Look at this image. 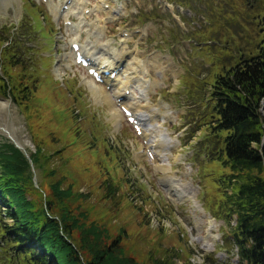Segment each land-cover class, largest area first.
<instances>
[{"label": "rangeland", "instance_id": "374dc122", "mask_svg": "<svg viewBox=\"0 0 264 264\" xmlns=\"http://www.w3.org/2000/svg\"><path fill=\"white\" fill-rule=\"evenodd\" d=\"M48 1L60 8L64 0ZM47 2L0 0V41L10 44L9 61L0 48V78L9 81L15 96L0 93V101L8 103L0 108V127L26 145L28 155L37 146L43 151L40 167L30 166L33 186L41 188L43 199L52 181H60L64 189L71 186L81 196L68 209L82 214L78 218L85 224L106 229V243L116 241L137 264H192L203 237L195 221L207 224L208 216L216 224L211 234L217 240L208 239L213 251L204 264H236L235 248L224 242L235 217L228 227L219 213L228 171L214 160L222 146L209 129L210 84L240 57L257 53L264 35V0H131L125 19L108 23L101 40L92 29L82 30L75 40L63 22L76 23V15L56 18ZM87 3L86 9L98 6L95 0ZM102 17L94 12L87 19ZM72 40L82 45L89 41L94 48L106 44L108 51L137 48L136 61L149 65L146 78L156 80L151 104L173 113L164 125L177 144L170 154L172 171L179 175L187 169L185 179L193 185L204 218L190 203L169 196L150 159L136 158L143 140L127 123L121 103L116 106L122 115L117 124L110 106L93 98L83 81L89 78L86 69L67 58ZM155 60L159 70L151 67ZM1 128L0 145L12 143ZM48 169L55 175L48 176ZM10 252L0 240V264H8Z\"/></svg>", "mask_w": 264, "mask_h": 264}, {"label": "trees", "instance_id": "16d2710c", "mask_svg": "<svg viewBox=\"0 0 264 264\" xmlns=\"http://www.w3.org/2000/svg\"><path fill=\"white\" fill-rule=\"evenodd\" d=\"M0 42L1 56L9 61L10 44ZM238 60L210 84L209 129L222 146L214 160L228 171L219 213L228 226L235 217L225 246L238 248V264H264V35L256 54ZM11 90L9 81L0 78V93L14 100ZM42 155L39 146L30 154L37 168ZM47 175L54 176V170L48 169ZM48 188L43 199L22 152L12 143L0 145V240L11 251L5 256L8 264H137L123 255L116 241L106 243V229L85 224L78 218L82 214L68 209L80 193L75 195L71 186L64 189L60 181Z\"/></svg>", "mask_w": 264, "mask_h": 264}, {"label": "bare ground", "instance_id": "6f19581e", "mask_svg": "<svg viewBox=\"0 0 264 264\" xmlns=\"http://www.w3.org/2000/svg\"><path fill=\"white\" fill-rule=\"evenodd\" d=\"M86 2L87 0H71L68 3L67 11H61L60 8L51 6V2H48L47 6H49L50 12L56 18L62 16V13L75 10L78 22L72 23V25L67 27L69 31L74 32L73 36H75V40L82 30L87 32L89 29H92L91 34L94 35L97 40H101L106 31V24L112 22L114 19L106 17L104 19L96 18L95 21H88L86 16H88L87 14H89V12H93V10H89V12L86 13L87 10L84 8ZM126 36L129 37L130 35L127 34ZM74 43L76 42L72 40L71 45ZM78 46L79 53L89 60L90 67L95 68L100 75L102 85L92 78L85 77L83 79V81L87 83L93 98L95 100H100L101 103L105 102L110 106L112 120L117 124H120L122 121V115L119 110L116 109L117 103H121L123 108L129 109L132 112V116L135 117L140 127V138L144 142V147L140 148L142 151L135 153L136 158H144L146 161L151 158L150 160L154 164L155 171H160L162 173L160 181L166 188V192L169 196H171V198L175 197L178 202H188L195 211L201 212L195 200L196 193L193 185L185 179L188 175L187 169H184L179 175H175L172 171V166L169 162L170 154L175 152L177 144L172 140L168 133V129L164 128V125L172 118L171 115L173 113L169 111L161 112L159 106L151 104L149 95L157 84L155 82L156 80L152 81L146 78L149 73V65H146L147 62L145 63L143 60L136 61L135 54L138 51L137 48H135V50L132 49L133 51L130 52H118L114 49L108 51V48H106L107 45L105 44L104 47H102L103 51H99L98 53L91 42L86 43V45L80 44ZM106 55L110 56L105 57ZM67 58L72 59L73 64H75L73 56L70 55ZM122 64L124 65L122 71L113 79L103 75L105 70L111 73ZM90 67H88L87 70ZM151 67L152 69L159 70L158 62L155 60L154 63L151 64ZM103 85L110 86V93L106 91ZM0 103V108H5L6 105L8 107L7 102L0 101ZM1 132L5 133L6 136L12 137L14 142L24 151L27 150L26 145L16 139L7 128H1ZM174 161L176 162L177 158H175ZM195 224L197 229L205 226L206 235L202 238L203 242H206L207 238L212 240L217 239L216 236L211 234V231L216 227L215 224L208 222L204 225L199 219L195 221Z\"/></svg>", "mask_w": 264, "mask_h": 264}, {"label": "water", "instance_id": "95a60500", "mask_svg": "<svg viewBox=\"0 0 264 264\" xmlns=\"http://www.w3.org/2000/svg\"><path fill=\"white\" fill-rule=\"evenodd\" d=\"M261 114L264 116V103H262V109H261ZM8 138H9V140L13 143V145L17 148V149H19L23 154H24V156H25V158L28 160V162H29V164L32 166V162H31V160H30V158H29V155L21 148V147H19L15 142H14V140L12 139V137H10V136H8ZM264 144V140H263V142H262V145ZM33 182H34V185L36 186V180L35 179H33Z\"/></svg>", "mask_w": 264, "mask_h": 264}]
</instances>
